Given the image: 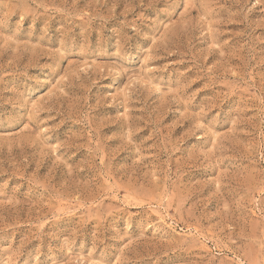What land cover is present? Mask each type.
Segmentation results:
<instances>
[{"label":"rangeland","instance_id":"obj_1","mask_svg":"<svg viewBox=\"0 0 264 264\" xmlns=\"http://www.w3.org/2000/svg\"><path fill=\"white\" fill-rule=\"evenodd\" d=\"M0 264H264V0H0Z\"/></svg>","mask_w":264,"mask_h":264}]
</instances>
